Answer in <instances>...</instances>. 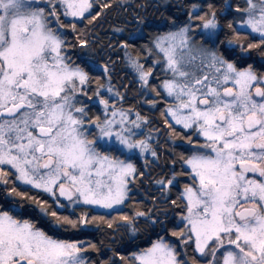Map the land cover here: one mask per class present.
<instances>
[{
	"label": "snow or ice",
	"instance_id": "6c2138e0",
	"mask_svg": "<svg viewBox=\"0 0 264 264\" xmlns=\"http://www.w3.org/2000/svg\"><path fill=\"white\" fill-rule=\"evenodd\" d=\"M118 7L0 0V264H264V0H201L161 21L137 4L98 44ZM121 62L134 75L114 84ZM158 98L149 128L141 108ZM145 181L155 195L125 210ZM100 222L127 237L107 258L87 238Z\"/></svg>",
	"mask_w": 264,
	"mask_h": 264
},
{
	"label": "trees",
	"instance_id": "16d2710c",
	"mask_svg": "<svg viewBox=\"0 0 264 264\" xmlns=\"http://www.w3.org/2000/svg\"><path fill=\"white\" fill-rule=\"evenodd\" d=\"M117 3H119V0H116ZM192 2H201V0H124V7L127 8V11H123L121 8H115L111 9L109 14L105 16L100 24H97L96 28L93 29V32H99L100 37L97 40V43L99 44L101 41L104 42V45L111 43V40L108 39L109 34L112 32V26L113 25H124L125 29H129L130 25L125 22V17H127L128 20H130L133 24L135 21L131 17V13L134 11H141L143 14V10H139L136 8L137 4H144L147 5L146 11L147 14L151 17H153L156 20H166L167 16L172 15L169 10L175 9V13H181V10H183L184 6L192 3ZM203 2H207V0H203ZM217 5H222L224 3V0H215ZM159 5H166L167 7H160L159 10L158 6ZM177 10V11H176ZM163 13V15H161ZM178 13V14H179ZM185 15H187L186 12H184ZM177 16V15H176ZM185 18V17H184ZM180 19H183L180 18ZM147 39V36H145V40ZM144 41H138L137 43H143ZM103 46L101 50V55H103ZM119 55L122 57V53H119ZM253 55L259 59V53H253ZM142 62H144L147 65L151 64V59L147 56H141ZM125 64V66H124ZM122 67H125L128 71V75L131 79L134 73L131 71L130 68L127 67L126 63L121 62L117 63L116 65V70L113 73V83H120L121 82V77H120V69ZM159 162H168L167 157L165 156L164 158L160 157ZM142 165L140 162L138 163V166ZM153 171H156L155 169ZM154 177L150 176L149 179H153ZM148 193L149 195H155L156 189H154L150 184L145 181L144 183H139V184H133L130 186V198L128 199L127 204L124 205L125 210H127L130 206L133 205L134 201H140L145 199V193ZM32 195H40L38 192H33ZM175 193H173L174 197ZM169 197V199L173 198ZM43 198V196L41 197ZM25 204L28 202L25 201ZM90 215H95L96 213H89ZM101 214V213H100ZM103 214V213H102ZM101 214V215H102ZM95 231H91L87 233V238H90L94 240L97 245L100 247L101 251L105 252V256L102 258H107L108 256L113 255V250H120V245H121V240L120 237L124 236L123 230L122 229H117L115 232V236L113 234V231L107 229V225L104 224L103 222H100L99 225L97 226L94 224L92 226ZM75 239H85V236H78V237H73ZM124 240H127V237L124 236ZM143 246V245H141ZM131 251V249H129ZM124 253L122 252V255ZM93 255L95 256L96 253L93 251ZM115 259L119 260V257H115Z\"/></svg>",
	"mask_w": 264,
	"mask_h": 264
},
{
	"label": "flooded vegetation",
	"instance_id": "af4514ba",
	"mask_svg": "<svg viewBox=\"0 0 264 264\" xmlns=\"http://www.w3.org/2000/svg\"><path fill=\"white\" fill-rule=\"evenodd\" d=\"M169 12L172 15L173 14L177 15L178 18L186 17L183 10H181V13L178 12L179 14L175 13V9H171V10H169ZM157 21H161V20L159 19ZM124 66H125V64H124ZM120 71H121V73H120L121 79L123 77H127V79L123 80V83H128V81L130 80L128 78H130V77L127 76L128 75L127 69L125 67H122L120 69ZM164 78H165V76H164V73L162 70L157 69L154 71L153 78H152L154 83H156V82H158V80H162ZM136 88H137V85L134 83L129 85V100H128L129 103H131L130 98L133 96H136ZM149 99H151V97H149ZM158 103H159L160 107H157L154 111H150L148 108H141L142 112H146L149 116H151L153 118L152 124L148 125L149 128L152 127V125H155V127H157V128L161 127V122L163 120V117L160 115V108L163 107V101L159 100V98H158ZM172 123H174V122H172ZM180 129H181V126H177V131H180ZM184 132H187V130H184ZM165 137H166V133H164L163 130H161V136L159 137V140H158V146H159V150L161 152L160 157L164 158L166 156L167 160H168V153L172 151V148L174 147V145L170 141H166ZM177 139H180V138L178 137ZM154 146H157V145L154 143ZM139 162L141 164H143V161H139ZM165 163L166 162H161V163L159 162L160 165H164ZM177 167H179V166L177 165ZM1 195H3V193ZM181 251H184V249H181Z\"/></svg>",
	"mask_w": 264,
	"mask_h": 264
},
{
	"label": "rangeland",
	"instance_id": "374dc122",
	"mask_svg": "<svg viewBox=\"0 0 264 264\" xmlns=\"http://www.w3.org/2000/svg\"><path fill=\"white\" fill-rule=\"evenodd\" d=\"M69 20H71V18H69ZM174 122V121H173ZM175 123V122H174ZM139 163V162H138ZM2 194V190H0V195ZM102 214V213H101ZM71 231H75V230H71Z\"/></svg>",
	"mask_w": 264,
	"mask_h": 264
}]
</instances>
